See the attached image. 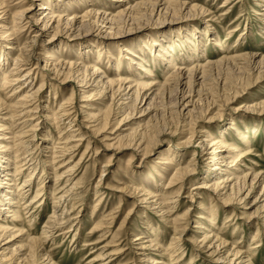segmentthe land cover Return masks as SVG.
<instances>
[{
    "label": "rangeland",
    "instance_id": "1",
    "mask_svg": "<svg viewBox=\"0 0 264 264\" xmlns=\"http://www.w3.org/2000/svg\"><path fill=\"white\" fill-rule=\"evenodd\" d=\"M224 1L226 0H186L187 4L191 2V5L197 4L200 8L205 7L208 9L206 14L193 12L191 15H186L183 12L174 18H171V16L163 17L165 19L157 22L145 19L146 21L142 20L138 26L135 25L131 29L127 24H124L129 32H126L125 37H121L123 39L119 42L120 45L116 42L118 38L112 37L105 40L108 43L99 46L100 49L107 48V51L111 52L119 62V70H115V64L111 60L109 63L106 57L102 61L95 60L94 63H90V65L100 63L98 64L101 66L100 71H105L106 76L112 77L117 73L114 77L122 78L131 73L130 67L135 64L134 62H142L146 64L148 69L153 71V77L157 84L168 86L173 73L170 69L173 66H168L165 61L155 60L153 62L152 60L160 50L170 44H185L186 38L192 36L193 41L201 39L204 43L203 49H207L206 53L202 50L197 53L201 61L198 62L199 64L203 63V67L213 63V61L215 62V60L217 61L219 58L220 60L225 59L222 64L214 67L211 71L209 70L212 75L214 72V76L211 77L209 72L211 78H207L208 81L206 80L203 85L206 93L199 97L200 100H203L200 103L206 108L204 110H207L208 107L210 109L204 112L201 120L196 123L194 120L190 124V119H192V117L189 119L190 115L186 118L181 116L177 101L182 92L176 91V93L174 91L175 93L172 92L171 97L164 96L159 99L157 108L161 110V114L154 118L157 131L154 130L152 133L154 135V137L152 136L153 140L156 142L155 144L154 142L149 144L147 149L144 147L147 141H144L140 148H137L138 146L133 142L134 136H139L143 128V122L138 117H131L118 125L119 120L125 115L122 112H119L116 116L109 115L111 122L107 127V131L99 134V136L96 135L97 132L95 134L94 130L88 128L90 125L102 121L104 119L102 117L108 115L110 108L106 107L109 100L101 105L96 103L97 109H94L93 113H96L97 117L99 114V121L92 122V118H90L91 120L86 119L85 115L89 110L86 107H81L84 102L79 101L82 89L81 86H78L80 84L78 77L82 76H78V74H82L83 70L80 71L81 73H70L66 78L65 75L57 78L52 72L45 73L37 69V73H35V70H32L27 83L24 84L26 86L24 90L33 88L31 90L35 91L39 86H42L40 91L36 92L38 97L36 103H39V107L31 112L32 116L17 120L16 123L19 127H16V131H18L16 139L22 138L24 141L25 147L23 145V147L18 146L21 148L20 152L23 156L30 155L27 158L28 160L32 157L33 162L34 160L40 161L38 167L33 164L29 166L33 170L36 167L34 170L36 177L30 181L32 189L28 193L25 192L28 197L25 198L26 202L23 200V203L25 202L23 208L26 205L28 208L25 211L23 210L24 219L19 221L20 225L27 230V233L40 237L44 242L39 246L40 248L38 247L39 251L35 264H156L150 262L149 256L155 257L157 264H169L168 254L173 252L172 247L174 246L173 244L170 245V238L174 233L170 222L175 217H180V223L184 225L181 226V229L185 228V231L180 238V246L183 248L177 250L175 255L171 257L174 259L177 256H182V259L180 258L179 263H174L173 260L172 264H241L243 260H246L247 263L253 261L256 264H264V209H262L264 197L261 198V201L254 203L264 184V111L248 109L254 107V105L264 104V69L260 72L253 70L254 67H252L249 57L250 54H257L256 56L260 58L264 54V1L231 0V3ZM103 2L105 1L103 0ZM41 6V1H38L34 5V11L39 13ZM64 6L68 13L65 16L66 18L73 17L74 14L72 13H75V11L78 16H82L86 10H84L85 7ZM114 6L110 0L105 5L101 3L95 5L98 11L105 9L113 13L116 12ZM96 23L94 22L91 25L94 37L72 40L64 34H58L55 38L56 42L51 45L57 50L59 49L58 52L63 55L64 61H74L82 46L89 45V47H92L93 43L95 44V42H99V38L101 39L96 27H102L104 24L100 20ZM123 23V21L120 22V24ZM211 27L212 29H210ZM215 29L219 30L216 33H218L222 43L225 41V50L221 45H215L214 36L209 35L210 33L214 34L215 32L211 31ZM35 31L37 29L25 31L23 41L24 39L31 40ZM247 31L249 32L247 33ZM207 32L208 34H206ZM208 36L210 37L207 40L206 37ZM49 38L45 35L40 40L44 41ZM81 43L82 46L79 47ZM178 46L174 47L176 51L173 53L176 55L186 54L189 51L187 46V50L185 46ZM92 49L94 51L95 47ZM126 49H130V53ZM13 52L10 55L11 57L17 55V52ZM223 54H226V56ZM238 54L242 55L239 57ZM232 55L237 57L233 60L230 58ZM90 57L88 58L90 59ZM184 57L186 58V56ZM206 59L207 61H213L205 62ZM46 61L47 58L44 57L40 66H43ZM192 61H188V65H191ZM2 77L3 75H0V87ZM63 78L67 79V81H64L65 83L62 80ZM13 89L14 86L6 90V95ZM73 90L75 92L74 96L69 97ZM6 95L3 94V100L9 102L10 100L6 99ZM63 99L68 100L64 105L61 103ZM28 104L31 106L32 103L28 102ZM18 109H21V107H18ZM7 110H3L0 116L4 118ZM61 114L62 116H60ZM139 114L137 113L136 116H139ZM18 117L16 116V119ZM25 119L29 121L22 125L21 122ZM232 120H235L236 125L242 127V130L250 132L249 146H252L246 148L249 154L246 155L244 168L249 169L246 168L245 172L258 171L262 173V179L255 183L247 196L245 195L249 186L248 189L243 191L241 197H244V199L242 202L235 203L226 202L225 199H222V196L211 197L207 187L193 189L194 186L200 185L202 181L211 180L210 178L205 179V176L208 166H214L208 164V161L211 160L208 159L209 154H205L208 149L202 152V147H198L201 146L198 145V142L202 140L200 135L208 132L216 133L217 129H221L222 126L229 124ZM35 123L37 125L33 127ZM80 124L88 127H82ZM80 126L81 129H79ZM116 128L120 129L116 134H111L110 132L116 131ZM204 129L207 131H199ZM5 132L7 135H13L8 130ZM192 132L194 133L192 134ZM2 135L5 134L2 133ZM191 135H194L192 137L193 141L187 144L186 139ZM227 135L229 141L240 144L245 148L235 129H231ZM58 137L68 138L69 140H65L71 148L68 147L69 150L64 153L56 152L55 154L50 149ZM11 139L12 137L5 142L11 144ZM66 143H59V146L56 144L57 147L53 150L60 151ZM110 143H113V145L110 146ZM146 150L147 153H145ZM176 151H182L180 156L176 158L177 161L180 159L182 165L191 163L197 167L190 178H186L184 182L180 181L175 185V190L178 188L182 190L180 189V193L174 192L171 194L172 200H169L171 198L167 200V202H171L170 212L163 214L158 199L160 193L171 192L174 189L171 188L174 185L166 184V182L173 179L176 165L162 163L161 160L164 159L159 157L162 154H167L168 157L173 158L178 156L175 155ZM230 156L231 153L228 158ZM46 159L49 161H45ZM51 162L52 165H50ZM224 163L226 164L227 161ZM225 164H217L218 169H215L216 172L220 173L219 168H224ZM69 166L75 167L71 169L72 171H67ZM42 168H45L46 173L43 172ZM157 169L164 173L163 176L158 173ZM28 172L27 170L21 172L16 182L23 184ZM216 172L213 171V178L218 176ZM58 173L61 176H58ZM153 175L156 176L155 180ZM41 181L44 183V189L41 191V195L34 199L36 201L31 202V197L35 195ZM56 188L58 189L54 192ZM190 192L196 195L193 200L190 197L192 196ZM57 193L58 196H63L60 202L58 201L56 204L54 195ZM173 201H177L175 208L172 207ZM55 209L58 210L56 214L54 213ZM210 210L214 212V215ZM62 211L61 216L57 215L61 214ZM200 212L205 213V217L202 219L197 218L202 215ZM249 213L254 216L253 220L255 221L253 224L248 221ZM61 217L65 218L62 219ZM55 218L59 222L63 220V223L54 224L53 227H50L48 234L44 233V226L48 221L53 222ZM196 222H202L200 225L205 228H197ZM96 223H98V227H96ZM150 224L160 227L159 232L163 235V239L159 241L162 245L160 249L156 246H149V242H144L148 239L147 236L151 234ZM212 224L218 229H215ZM258 226H261L259 228L260 234L257 239H254ZM209 229L215 230L214 233L221 229L218 235L227 239L226 249L228 250L224 253V256L230 249L240 246L244 252L241 254L243 259H235L233 262H229L228 259L223 261L217 258L221 254L215 257L210 254L211 252L207 248H203L204 245L200 242L204 236L203 233H199V230L208 233ZM138 233H141L143 238L135 240L134 236ZM259 238L262 240L259 241ZM22 242V240H18L10 244L9 248L4 251V254H7L6 258L14 257L15 259L21 254L23 258L24 255L20 249L16 250V253L13 252V249L19 248ZM208 245L209 243H207ZM141 246L146 247V249H140ZM165 248H168L167 251L163 250ZM251 250L254 252H251ZM1 251L2 249H0ZM99 254L100 258H98ZM48 256L52 259L49 263ZM193 256L196 257L192 259ZM228 257L232 258L233 256L229 255ZM249 258L250 260L247 261Z\"/></svg>",
    "mask_w": 264,
    "mask_h": 264
},
{
    "label": "bare ground",
    "instance_id": "2",
    "mask_svg": "<svg viewBox=\"0 0 264 264\" xmlns=\"http://www.w3.org/2000/svg\"><path fill=\"white\" fill-rule=\"evenodd\" d=\"M38 1H41V5H42L39 8L40 11L39 13L34 11V5H36ZM104 1L105 2H103V0H0V75H3V77L1 78V87H0V114L3 110L8 109L7 111H5L6 114L4 118L0 116V131H1L0 132V139H1L0 140V249H2V251L0 252L2 253L0 254V264H14V263L35 264L36 257L38 256V251H39L38 247L44 243L40 237H35L33 236V234L31 235L30 233H27V230H25V228H23V226L20 225L19 223V221L24 219L23 210L25 211L28 208L27 205L24 206L23 208V204L26 202L25 198L28 197L25 194V192L28 193V191L32 189V186L30 185V181L33 178L35 179L36 177L34 172L36 167H34L33 170L30 169L29 166L30 164H33L34 166L37 165L39 166L40 163V161L37 160H34L33 162L32 157L28 160L27 158L30 155L23 156L21 154L22 152H20L21 148H19L18 146L21 145V147H23L24 141L22 140V138L16 139L17 137L16 133L18 132L16 131V127H19L18 124L16 123L17 120L32 116L31 112H33L35 109L39 107V103H36V101L38 100L36 92H39L42 86L41 87L39 86L38 89L35 91L31 90L33 88H31L30 90H24L26 87L24 86V84L27 83L28 77L32 73V70H35V73H37L36 71L37 69L45 73L52 72L53 75L57 78L58 76L63 77V75H65L64 77L66 78L67 75H69L70 73H74V72L81 73L80 71L83 70L84 74L83 73L78 74V76L79 75L82 76L81 77L77 76V77L80 82L78 86H81L82 89L81 97L79 101L84 102L81 107H86L89 110V112L86 113L85 115L86 119L92 118V122L99 121V114L97 117V114L93 113L94 109H97L96 103L98 105L99 104L101 105L102 103L104 102L106 103V101L109 100V103L107 104L106 107L110 108L108 115L102 117L104 119L101 118L102 121L97 122L95 125L89 124L90 127H88L87 125L85 126L90 128L91 130H94L95 134L97 132L96 135L99 136V134H103L104 132L107 131V127L111 122L109 120L111 118L109 117V115L116 116L119 112L120 113L122 112V114L125 115L124 117L121 118V120H119L118 125L124 123L125 120L131 117L134 118L138 117L140 121L143 122L142 125L143 128L142 131L139 133L140 135L139 136L135 135L134 136L135 139L133 138L134 139L133 142H135L136 146H138L137 148H140L144 141H147L146 145L144 146L145 149H147L149 144L154 142L153 140L154 135L152 133L154 130L157 131L155 128L154 118L159 114H161V110L157 108V106L159 105L157 104V102L159 101V99L163 98L164 96L171 97L172 92L173 93H175L176 91L180 93L182 92L181 96L178 98L177 101L179 103L178 108L181 116L186 118L187 116L190 115L189 119L192 117V119H190L191 121L190 124H192V121L194 120L195 123L201 120V118L204 116V112L210 109V107H208L207 110H204L206 108L204 107V105L200 103V101L203 100H200L201 98L199 99V97L203 96L206 93L205 89L203 88V85L205 84L207 78L210 77L209 75L211 74V77L214 76V72L212 75L210 71L213 70L214 67H217L220 64H222V62H224L225 59L220 60V58L219 59L217 58L219 61L215 60V62L212 60L213 63L207 65L206 67L205 66L203 67L204 65L203 63L199 64L198 61H200L199 59L200 56L197 53L201 52V50L203 52L205 51V53L207 51V49H203L204 43L202 42L201 39L197 41H193V37L191 36L186 38V41H184L185 44L182 43H178L174 45L170 44L168 47H164L162 50H160L156 55V57L152 60L153 62H155V60L165 61L168 64V66L170 65L173 66V68L170 69V71H173L171 75L172 83L169 82L168 86L164 85L165 82L163 83L164 86H162L161 84H157L155 78L153 77V73H152L153 71L148 69L146 67V64L142 62H134L135 64H133V66L130 67L131 73L127 74V76H124L122 78L114 77L115 75H117V73L114 74L112 77H110L109 75L106 76L105 71H100L101 66L98 65L100 63H95L94 65H90V63H92L93 61L95 60L102 61V59L106 57L109 63L111 60L112 63L115 64V70L116 69L117 71L119 70V62L115 59V57L111 54V52L107 51V48L100 49L101 47L100 44L108 43L105 40L106 39L108 40L113 37V38H118L116 42L118 45H120L119 42L123 39L121 37H125L127 34L126 32H129V30L125 28L124 24H127L128 27L131 29L135 25L138 26L140 22L145 19L147 21L154 20L155 22H157L165 19L163 17L171 16V18H174L177 15H179V13L182 14L183 12L186 13V15H191V13L193 12L194 13L199 12L205 15L208 9H206L205 7L200 8L197 4L191 5V2L190 4H187L186 0L185 1L184 0L183 1L110 0V2H112L115 5L114 7L116 9V12L115 11L114 13L108 12L105 9L102 11H98V9L96 10L95 7L96 4L100 5L101 3L105 5L108 0H104ZM230 1L231 0H226L224 2L231 3L232 1L231 2ZM64 5H68L72 7H76V6L85 7L84 10L85 9L86 10L82 16L81 15L78 16L75 11V13H72L74 14L73 17L66 18L65 16L68 13ZM99 20L104 24V26L102 27H98V26H97L98 28L96 27V30L99 31L98 35H100L101 39L99 38V42H95V44L93 43L92 47H89V45L83 47L81 43L79 47L81 46L82 47L80 49L78 48L79 52L76 55V60L64 61L65 59L62 58L63 55L59 54L58 52L59 49L57 50V48H54L51 45L54 42H56L55 38L56 35L58 34H64L66 37H70L72 40L79 38L89 39L91 38V36L94 37L95 35H93L91 31V25L92 23L94 22L96 23V21ZM121 21H123L124 23L120 24ZM30 29H37V31L34 32L33 37H31V40L24 39L23 41L24 32L25 31L28 32ZM210 29H212V27ZM213 31L215 33L214 34L210 33L209 35H211V37L214 36L213 38L214 44L217 46L221 45V47L224 49L225 41H223L222 43V40L219 38L218 33H216L219 30L215 29L212 30L211 32ZM248 32L249 31H247V33ZM206 34H208V32ZM45 35L49 36L50 38L48 40L41 41L40 38ZM209 37L210 36L206 37L207 40L209 39ZM176 45H179L178 47L185 46V49L187 46L188 47L187 49L189 51H187L186 54L181 53L179 55H176L173 53L174 51H176L174 48ZM94 47L95 50L93 51L92 48ZM126 50L130 53V49H126ZM13 51L17 52V55L11 57L10 55H12L11 53ZM65 51H67V49H65ZM234 54L236 55V53ZM223 55L226 56V54ZM240 55L242 54H238L239 57ZM256 55L250 54L249 57L252 62V67H254L253 70L260 72L262 69H264V54L260 58L259 56ZM89 56H91L90 59L88 58ZM184 56H186V58ZM44 57L45 59L47 58V61L44 63L43 66H40L41 61L44 59ZM235 57L237 56L233 57L232 55V57L230 58L234 60ZM190 60L193 61L191 62V65H188V61L190 62ZM212 61H207L206 59L205 62H212ZM62 80L63 82L67 81V79L65 80L64 78ZM13 86L14 89L11 92L9 91V94L6 95L7 93L6 90H8ZM74 90L76 91V89ZM74 90L73 92L70 93L71 95L69 94V97L74 96L75 94ZM3 94L7 96L6 99H9L10 100L9 102H4ZM67 101L68 100L63 99L61 102L62 105L67 103ZM175 101L176 100L174 98V102ZM28 102L32 103L30 104L31 106H29ZM141 103H143L142 106H140ZM18 107H21V109H18ZM64 109L63 111H65ZM200 109L202 110L200 111ZM248 109L252 111L255 110L264 111V104L254 105V107H249ZM137 113H140L139 116H136ZM16 116L19 117L16 119ZM60 116H62V114ZM90 120L89 123L91 122ZM27 121L29 120L25 119L23 120V122H21V124L25 125ZM236 124L237 123L235 122V120H232L229 124L222 126L221 129H217L216 133L208 132V133H202V135L199 134L200 139L202 140L198 142V145H201L198 147H202L203 149L202 152H205L208 149V152L206 151L205 153V154H209L208 159H211L210 161H208L209 162L208 164L211 165L213 164L214 166H208L207 173L205 176V179L210 178L211 180L202 181L200 185H196L193 188V189H203L207 187L209 188L208 191L211 194L210 195L211 197L222 196V199H225V201L229 203H235L239 201L242 202V200L244 199V197H241L243 191L248 189L249 186L248 192L245 195L247 196L251 191V189L253 188V186L255 185V183L258 182L260 179H262L261 172L258 171L257 172L253 171L251 173L245 172L246 171L245 169L247 168V167L244 168L246 162L245 158L246 155L249 154V152L246 151V148L248 147L251 148L252 146V145L249 146L250 132L248 130H242L241 129L242 127L240 128V126H237ZM36 125H37L36 123L35 125L33 124V127H35ZM80 125L82 127H85L82 124ZM81 126L79 129H81ZM119 129L120 128H116V131H111L110 133L116 134V132ZM231 129H235L237 131L238 136H240L241 140L245 145V148H243L240 144H236L234 142L229 141L227 134ZM6 130H8L9 133L13 135L12 136L7 135V133L5 132ZM199 131L206 132L207 130L204 129ZM211 132L213 131L211 130ZM2 133H4L5 135H2ZM193 133L194 132H192V134ZM193 136L191 135V137L189 138L187 137L186 139L187 144H190L193 141L192 139ZM11 137H12L11 144L5 142ZM63 139L69 140L68 138L58 137L57 140L54 142V144L51 146L50 150L52 153L55 154L56 152L64 153L65 151L69 150L68 147L70 146L66 143L67 140L64 141ZM64 142L66 144L62 149H60V151H56V149L53 150L54 148L57 147L56 144L58 145L59 143H64ZM109 145L111 146L113 145V143L112 144L110 143ZM145 153H147V150ZM180 153H182V151H176L175 155L178 156H174L173 158L168 157L169 155L167 154H162V156L159 157L164 159L161 160L163 161L162 163H171L176 165L174 169L175 173L173 174L174 175L173 179L170 178L172 180L171 181L167 180L166 182V184L174 185L171 188H174L175 185H177L180 181L184 182L186 178H190V175L194 174L196 171L197 166L192 165L191 163L190 164L188 163L187 165H182L180 159L178 161L176 160V158L180 156ZM230 153L231 156L230 158H228ZM45 161H49V160L46 159ZM225 161H227L226 164L224 163ZM241 163H243L242 164L243 166L241 165ZM217 164H223V165L225 164L224 168H219L221 171L220 173L216 172L217 170H215L218 169L216 166ZM50 165H52V162ZM53 165L55 166V164ZM74 167L75 166H71V167L69 166L68 167L69 170L67 171H72L71 169ZM22 170L24 171L27 170L29 172L27 178H25L24 180V183L18 184L16 181L18 179V175H20L21 172H24ZM42 170L44 173H46L45 168H42ZM157 171L161 176H163L164 173H162L161 170L157 169ZM213 171L216 172V175H218L215 178H213ZM59 175L61 176V174L58 173V176ZM155 178L156 176L153 175L154 180ZM38 186L39 187L37 188L35 195L31 197L30 200L31 202L36 201L34 199L37 196L41 195L42 193L41 191L44 189L43 187L44 183L41 181V183L39 182ZM57 189L58 188L54 189V192ZM180 189L181 188L175 190L174 188L172 189L171 192L168 191V192L160 193V198L158 200H160L159 206L161 207L160 209L163 210L162 212L163 214H167L168 212H170L169 209L171 202H167V200L169 198H171L169 200H172L171 194L174 192L180 193L182 190ZM57 196L58 193L54 195L55 198L54 200L56 201V204L58 201L60 202L63 195L58 197ZM194 196L196 195L192 194V196H190L192 200L194 199ZM262 197H264V184H263V188L261 189V192L256 197L254 203H256L257 201H261ZM23 200H25L24 203ZM172 203H173L172 207L175 208L177 201H173ZM228 205H232V204H228ZM262 207H263L262 209H264V204ZM5 211L9 213H6ZM57 211L58 210L55 209L54 213L56 214ZM200 213L202 215L200 214H199L200 216L197 215L199 216L197 218H201V219L204 218L205 213L204 212H200ZM211 213L212 215H214L213 211H211ZM62 214L63 211L61 214H57V215L61 216ZM230 217L231 215L229 216V218ZM253 217L254 216L252 215V213L248 214V221H251L250 224H253L255 221L253 220ZM179 218L180 217L172 218L170 222L172 223L171 226L173 227V231H174L173 235L170 238V245L173 244L174 246L172 247L173 252H169L168 254L169 264H172L173 260L175 261L174 263H179V261H181L180 258L182 257V256L181 257L177 256L174 259L171 258L173 255H175V252L177 250L183 248L180 246V238L182 237L185 228L181 229V226L184 225L180 223ZM62 221L59 222L58 219L56 218L53 220V222L48 221L47 224L44 226L43 232L48 234V232H50L51 229L50 227H53L54 224H58V223L62 224L63 223ZM196 223H197L196 226L197 228H205L203 227V225H200V223L202 222H196ZM97 224L98 223H96V225ZM98 226L99 225H97L96 227ZM212 226L215 229H218L217 227H215V225L212 224ZM259 228H261V226H258V229L256 230V234H255L256 238L254 237V239H257V236H259L260 234ZM159 229H160L159 226H154V224H150L151 234L147 236L148 239L145 240L144 242H149V246H156L159 247L160 249V247L162 248V245H160L159 241L163 239L162 237L163 235L161 232H159ZM220 231L221 229L218 232L220 233ZM214 232L216 231L213 229H209L208 233H204L202 230H199V233H203L204 236L203 240L200 242L202 243V245H204L203 248H207V250L211 252L210 254H212L215 257L221 254L217 258L223 261L228 259L229 262H233L235 259H241V260L243 259L241 255L243 250L242 247L240 246L230 249L227 252V254L224 256V253L228 250L226 249L227 239L219 236L218 232L217 233ZM178 234L180 235L178 236ZM134 238L135 240H140L143 237L141 236V233H138L134 236ZM18 240H22L23 242L19 248L17 249L14 248L13 252L16 253V250L18 251L20 249L24 255L23 258H22V254L16 257L15 259L14 257L6 258L7 254H4V251L7 248H9L10 244L15 243ZM261 240L262 239L259 238V241ZM2 241L3 243H1ZM207 243H209L208 246ZM140 249H146V247L143 246ZM167 249L168 248H165L163 250L167 251ZM182 252H184V250H182ZM251 252L254 251L251 250ZM229 255H232L233 257L230 258L228 257ZM195 257L196 256H193L192 259H194ZM47 258L50 260V261L48 260V263L51 262L52 259L49 256ZM98 258H100V254ZM17 259L19 260L17 261ZM148 259L149 260L151 259L150 262L152 261V263L154 262L157 264L155 257L149 256ZM249 260L250 258L247 259V261ZM241 264H256V263H254L253 261L247 263L246 260H243L241 261Z\"/></svg>",
    "mask_w": 264,
    "mask_h": 264
}]
</instances>
